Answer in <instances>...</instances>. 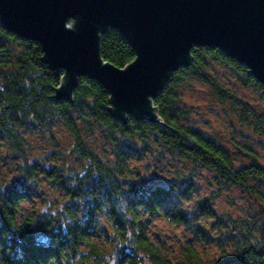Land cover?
Masks as SVG:
<instances>
[{
    "label": "trees",
    "instance_id": "1",
    "mask_svg": "<svg viewBox=\"0 0 264 264\" xmlns=\"http://www.w3.org/2000/svg\"><path fill=\"white\" fill-rule=\"evenodd\" d=\"M190 53L191 63L174 69L153 98L157 119L128 115L122 121L108 109L110 93L90 77L78 78L70 99L55 97L62 72L42 60L38 41L0 24V138L10 150L23 153L25 131L49 132L60 125L73 139L69 153L77 161L41 166L24 156L11 183H0V264H106L111 259L115 264H170L150 239L145 219L162 214L168 222L186 223L188 215L176 205L174 189L186 195L190 180L178 173L166 186L137 185L140 173L130 162L142 159L146 151L157 152L155 148L184 161L188 170L208 169L223 186L246 189L257 203L253 214L238 219L232 252L222 250L217 258L204 260L186 246L185 264H264V193L256 187L264 179V164L246 145L233 141L230 151L189 124L192 110L184 105L181 90L189 78L200 80L221 106H233L239 124L254 125V131L264 134V113L219 84L208 71L210 62L231 66L243 84L263 95L264 84L220 48L193 45ZM100 55L121 68L135 58V51L117 28L107 27L101 33ZM94 135L106 145L105 153L96 148ZM235 154L249 160L235 163ZM39 172L60 191L53 201L57 206L53 213L22 215L20 203L29 195L26 183Z\"/></svg>",
    "mask_w": 264,
    "mask_h": 264
},
{
    "label": "water",
    "instance_id": "2",
    "mask_svg": "<svg viewBox=\"0 0 264 264\" xmlns=\"http://www.w3.org/2000/svg\"><path fill=\"white\" fill-rule=\"evenodd\" d=\"M0 24L38 41L42 60L62 72L55 97L70 99L78 78L90 77L110 93L108 109L122 121L157 119L153 98L174 69L191 63L193 45L220 48L264 84V0H0ZM107 27L134 48L124 67L100 55Z\"/></svg>",
    "mask_w": 264,
    "mask_h": 264
},
{
    "label": "rangeland",
    "instance_id": "3",
    "mask_svg": "<svg viewBox=\"0 0 264 264\" xmlns=\"http://www.w3.org/2000/svg\"><path fill=\"white\" fill-rule=\"evenodd\" d=\"M208 71L237 99L264 113L263 93L252 85L243 84L231 66L213 60ZM181 90L184 105L192 110L187 120L189 124L215 137L230 151L235 149L233 141L246 145L264 164V134L254 131V125L239 124L233 106L229 103L221 106L212 89L198 79L189 78L181 85ZM24 135L26 146L23 153L10 150L0 138V183H11L16 176V165L24 156L28 162L37 161L41 166L61 161L77 164L76 158L69 153L73 139L62 126L57 125L49 132L25 131ZM93 137L96 148L105 153L106 145L96 135ZM155 149L157 152H144L142 159L131 160L130 165L140 173L136 184L163 182L166 186L176 181L178 173H183L190 180V189L186 195H180L179 188L174 189L175 203L188 215L187 222H168L162 214L146 217L150 239L168 257L170 264H185L183 253L186 246L194 248L204 260L217 258L222 250L232 252L238 219H247L257 209L252 194L246 189L221 185L213 173L203 167L188 170L184 161ZM233 158L235 163L249 160L248 155L235 154ZM258 184L255 186L264 193V179ZM26 186L29 195L20 203L22 215L36 217L48 201L51 203L48 202L47 212L55 211L57 205L53 201L60 191L51 188L43 173L39 172ZM176 190L179 196H176ZM101 221L102 226L108 228L103 218Z\"/></svg>",
    "mask_w": 264,
    "mask_h": 264
},
{
    "label": "built area",
    "instance_id": "4",
    "mask_svg": "<svg viewBox=\"0 0 264 264\" xmlns=\"http://www.w3.org/2000/svg\"><path fill=\"white\" fill-rule=\"evenodd\" d=\"M70 24V23H69Z\"/></svg>",
    "mask_w": 264,
    "mask_h": 264
}]
</instances>
